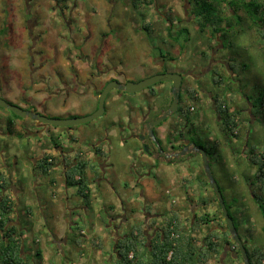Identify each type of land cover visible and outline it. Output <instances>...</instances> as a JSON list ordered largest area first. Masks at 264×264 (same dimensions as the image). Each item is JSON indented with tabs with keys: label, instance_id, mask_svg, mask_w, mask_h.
Returning <instances> with one entry per match:
<instances>
[{
	"label": "rangeland",
	"instance_id": "obj_1",
	"mask_svg": "<svg viewBox=\"0 0 264 264\" xmlns=\"http://www.w3.org/2000/svg\"><path fill=\"white\" fill-rule=\"evenodd\" d=\"M75 1L77 8L74 9V1L69 0L68 7L65 9L63 16H59L57 15V11L51 10L52 6H54V0H32L33 4H37V8L34 6V11L37 9L35 17L38 21V25L33 29V32L39 34L42 38L41 42L37 43L36 49H38L39 53L38 55H33L34 61H32V59L30 60L31 54H29V52H23V50L27 49V46H29V41H27V44L25 42L28 38L27 29H24V31L21 29L19 31L18 28L21 27L11 23V20H8L7 14H9V10L5 14H0V29H4L0 31L1 81L10 83L20 82L26 88L27 93H30L29 89H32V86L29 82L30 69L27 68V63L35 67L40 63H44L46 67H53V69L51 68L53 73L60 71L61 77L68 79L72 76L70 64L66 59V56H68L70 52L77 56H80L81 52L91 57L98 56L99 59L103 60L109 67L112 68L116 66L130 81H138L142 78L145 79L157 74L158 69L152 64L151 60L152 58H165V54L167 53L177 59L176 63H169L167 66L168 70L171 72L179 69L184 70L186 68H194V70L199 72L200 68L205 66L207 62L205 58L197 56L196 53L207 48L205 43V41H208L209 33L207 32L213 30V24H209L207 30L201 32L198 31L197 25L193 23V21H190V23L183 25V27L187 26L190 30L191 37L188 42L184 43L186 37H184L183 34L179 36V41L172 39L171 42L162 40L160 42L153 38L147 39L146 33L144 31L140 32L137 27V25L143 27L144 23L143 17L139 12L141 10L149 13L148 15L146 14L148 17L147 22H154V20H150L152 18L158 19L159 16L156 17L154 14L156 10H154L152 4H144L139 11H135L126 4L125 0ZM191 1L194 7L195 1ZM40 3L42 4L41 10ZM169 3H173L176 6V13L179 19H184L182 0H159V10L165 11L166 9L164 6H167ZM224 4L228 5L229 9L228 7L225 9L222 7L221 9L223 12H219L215 15L216 17H219V14L223 17L225 16L223 25L225 24L227 27L229 25L230 29L229 31L226 29L222 34L224 45L222 41L218 40L211 43H213L214 48L217 47L219 50L217 55L214 56V60L217 59L216 62L219 60L226 61L230 64L229 67H232V70L229 68L230 72L229 69H223L222 62H220V64L215 63L214 65H216L220 71L225 72V84L231 83L232 91L226 90L224 94L230 95L231 93H235L237 95L233 102L230 100L228 101L230 109L237 110L244 108L240 115V127L244 134H241L242 137L244 136V138L248 140L243 139L237 142V140L231 136V141H228L220 134L216 121V114L211 107L212 98L206 91L207 88H211L210 85L214 78V74L210 73L211 71H206L199 78H193L192 75L188 76L187 80L191 81L193 79L194 81V79H197L196 83L202 88V90L199 89L200 102L191 104L193 100L184 92L183 86L181 103L183 105L190 103L191 106H194V108L191 109L193 114L190 116L193 119L196 118L198 121L200 120V123L197 124L193 135H190L189 128L185 131L181 129V131L187 137H191L193 141H198L203 144L208 150H211L210 146L216 142V140H220V149L212 153L209 158L213 176L217 180L224 199L233 215L236 217V220L240 223V226H245V218H251L256 232V241L258 244H264V216L252 193V189H256L254 185L256 182L255 169L250 165L246 157L247 154L245 153V149L248 147H259L260 151H264V42L260 40L256 34L258 22L255 17H249L245 14V11H239L234 7L230 8L228 3ZM9 5L10 0H0V12L1 9ZM23 5H27L26 0H16L17 12L24 11L21 9ZM237 12L243 15V22L238 21L239 17L235 14ZM69 19L71 24L70 28H68L66 24V21ZM148 19L150 21H148ZM184 22L187 21L184 20ZM164 23V21L160 20V25ZM19 25H21V22ZM16 31H19V34H16ZM70 38L74 39L71 40ZM22 39L25 44L21 43ZM70 41H76V43ZM209 41H212V39L210 38ZM172 42L176 45L174 49L170 48ZM230 42L233 43L232 46H230ZM216 43H218V45H216ZM183 45L185 46L183 47ZM19 50L22 51L20 52ZM211 51L213 52V50ZM146 55L151 56L147 59ZM209 63H212V58L209 60L208 64ZM206 66L203 68L207 69ZM100 69L104 68L101 67ZM45 71L46 70H43V73H45ZM39 73L40 71L35 73L34 78L37 79ZM102 84L103 82L99 84L100 88L103 86ZM171 87V81H163L161 85L156 88L154 94H151L149 89L138 93L137 96L142 99L143 106L152 109V117L156 114V111L153 109L154 106H156V108H166L168 104H172ZM111 92L112 93H110L109 97L106 99L105 107H107V109L102 116L89 122L75 125L72 127L73 129L71 131L74 136L79 138L82 144L93 141L96 138L95 134L104 130L107 131L113 142V145L110 146V148L108 147L106 152V156L109 157L106 161L107 165L104 167L106 171L101 169L102 171L100 172L102 173L98 174V180L95 179V185L93 182L90 183V189L93 191L92 195L94 196L91 198L94 200L95 205L89 208L87 207V209L86 207L84 209L80 206L83 203L80 195H71L68 200L66 192H59L56 198H51L45 183H42L40 193L32 190L30 181L33 182L35 177L30 174L31 167L26 164V162H29V159L25 157V154H29V149L25 147L26 144H22L19 133L12 134L6 132V136H9L8 139L5 140V137L3 140L0 139V148H5L6 145L9 144V151H18V158L14 157L13 161L18 159V165L23 168L18 167L17 171L20 173L23 172L25 177H27L23 181L16 177L13 181V184L16 186L17 184L19 186L21 182L25 184V192L20 191V194L16 192L13 196L15 201H21V204L18 203L19 210L22 211L20 212V223L28 230L22 231V233L27 236V240L25 239L26 247L28 250L31 248L36 250L37 247L41 246L42 248L44 247L46 251L47 246H51L52 250L49 260L66 258L67 261H71L72 259H74V262L80 261L78 256L79 247L76 244L72 245V239L79 237V234L75 232L78 231V228H80L82 224L72 225L74 229L72 230L71 227L70 229L72 231H70V229L66 231V225L68 227L69 222L77 219L78 216L83 217L82 219H85L87 225L96 220V224L99 226L98 229H100V225L104 226L110 238V242L116 241L115 243H117L119 238L129 233L132 226L141 220L140 216L143 217L141 208L146 205L148 211L156 209L159 213H162L164 210V213H162L163 218L161 217L160 219L158 216L153 217V222L159 219L157 223L160 225L173 208H178L183 223L189 227L190 220H192L194 213L198 215L208 213L210 218L211 215L214 214L215 209L211 208L210 202L206 200L204 204L201 201L205 198V193L214 196V191L207 176V188L201 186L204 189H192L191 187V193H187L186 189L183 187V176L188 174L190 179H192L193 174L195 175L200 172V166L203 167L202 156L196 151L193 150L188 154L186 153L187 155L185 154V158L182 161L176 159L177 161H181L178 162L177 167L180 165H183V168L186 167L184 169L181 167L183 171L177 172L176 169H174L170 171L171 173H167L164 170H158L157 166H155L153 168L155 173L151 175L132 172L129 163L126 162L134 155L131 150L135 147L136 142H134V139L131 137V133L125 132V141L118 145L119 138L115 130L113 134V125H118L115 128L118 131V127L122 125V121L119 119L112 122L116 115L119 114L121 116L127 105H124L122 100L114 99L116 97L114 96L116 95V91ZM94 94L95 93L91 92L87 95L70 93L68 105H65L68 108H63L65 106L61 103L62 99L66 97L64 94L56 98L55 95H51L50 98H46L47 103H49L48 109L41 110L40 108L39 111L49 117H51L52 112L56 110L60 112L62 108V110H69V112L74 113L91 111L97 107L98 102V98ZM36 96L39 97L38 94H36ZM248 97L251 99H248ZM259 97L263 98V105L257 100L256 105L252 107V101H255ZM129 98H131V96H129ZM249 108L252 109L251 112ZM2 112L6 115L8 112L10 114L11 111L3 108ZM64 115L67 117L68 113H64ZM178 115V112H173L169 117V121L177 119ZM21 120L22 124L28 125L32 119L27 117ZM4 126L5 125H3V127ZM162 126H165L163 129L164 131H162L164 136V134L168 132V122ZM59 128V130L66 129V127ZM142 129L138 130V132H143ZM15 131L24 133L25 129L22 125H19L16 127ZM26 135L27 134L22 136V139H27V141L30 142L29 146H31L32 139L26 138ZM137 164L139 165V161H137ZM172 165L176 167V163ZM147 170L149 171L150 169L147 168ZM158 173L165 175V177L158 178ZM175 175L177 176V180L173 184L171 178L172 176L175 177ZM63 180L64 178L59 179L61 187H64V184L62 185ZM41 181L44 182V179H41ZM191 182L192 184H196L197 180L193 179ZM71 188L73 189L74 187ZM59 189L61 188L59 187ZM187 194H190V198L187 197ZM261 194H263L260 196L262 199L261 203H263L264 206V193ZM31 201H33L34 204H32ZM154 201L155 205L158 204L157 207H154ZM26 202L33 205L31 212L33 215L30 217L24 214L26 212L24 206ZM96 202L98 207L96 206ZM159 204H161L160 207ZM41 208L44 209L41 210ZM242 210L244 211L241 212ZM216 221L217 217H214L213 225H215ZM80 222L81 221H79V223ZM210 224H212V221ZM207 227L208 226L205 224L200 226L198 229L199 238L208 230ZM53 231L57 232V238L60 234H65L62 244L56 245L57 243H52V241L49 240ZM35 238L40 239L41 242H33ZM67 238L70 241L65 243ZM108 245V251H102L98 257L94 256L96 264H114V261H116V258L113 259L115 257L113 252H115V250H111L109 242ZM67 246L68 248L74 247L70 252H67ZM30 255L31 254L26 257V260L29 264H33L34 262ZM237 259L240 264H242V255L241 258L238 257ZM233 261L237 262V260H233V257L230 255L227 259L225 258L227 264L230 262L233 263ZM56 262L57 261L54 263ZM42 263L37 259V264ZM88 263H90L88 260L82 262V264Z\"/></svg>",
	"mask_w": 264,
	"mask_h": 264
},
{
	"label": "flooded vegetation",
	"instance_id": "obj_2",
	"mask_svg": "<svg viewBox=\"0 0 264 264\" xmlns=\"http://www.w3.org/2000/svg\"><path fill=\"white\" fill-rule=\"evenodd\" d=\"M54 1H55L54 6H52L51 10L57 11V15L59 16H63L65 9L68 7L69 0L65 2L67 4L65 8H63V5L58 3L56 0ZM73 1H74L73 8L75 9L77 8V4L75 0ZM182 1H183V6H182L183 14L185 17L184 19H179V16L176 13V6L173 3H169L167 6H164L166 10L161 11L159 10L160 8H158L159 0H152L151 4L153 5L154 10H156L154 14L156 15V17L158 16L159 17L158 19H154V18L150 19L151 21L154 20V22L153 21L150 22V28H151L150 34L147 33L145 28L137 25L140 32L144 31L146 33L147 39L153 38L155 40H158V38H160L159 32H161V36H164L165 34L170 33L168 31V28L170 27L172 28L171 32L173 31L175 32V30L179 29L180 27H183V25H185L186 23H190V21L191 22L193 21L194 23V20L196 19V17H195V14L193 13V2L191 0H188V1L182 0ZM65 3H62V4H65ZM26 4H27L26 6L23 5V8L21 7V9L24 10L23 12H17L18 8L16 7V0H10V5L4 9H1L0 14H5L9 10L8 11L9 14H7L8 20H11V23L17 24L18 26H20L21 28H18L19 31L21 29L23 31L24 29H27L28 38L27 40H25V42L27 44V41H29V46H27V49H24L23 52H26V53L29 52V54H31L30 60L32 59V61H34L35 59L33 55L35 54L38 55L39 53L38 49H36L37 43L41 42L42 38L39 34L33 32V29L38 25V21L36 20V17H35L37 13V9L34 11V6H36L37 8V4H33L32 0H26ZM41 7H42V4L40 3V10H41ZM141 12H142V16L144 15L143 20H147L148 18L147 15L149 13L142 11V10ZM150 20L148 19V21ZM160 20L164 21L165 23L160 25ZM184 20L187 22H184ZM20 22H21V25H19ZM66 24L68 28L71 27L70 19L66 21ZM162 25L164 26V28ZM3 30L4 29H0V31H3ZM19 31H16V34H19ZM70 39L73 40L74 38L73 39L70 38ZM163 41L171 42L172 40L169 39L168 36H165V39H163ZM70 42L76 43V41L74 42L70 41ZM173 42L171 43L170 48L174 49L176 45ZM21 43L25 44L23 39L21 40ZM19 51L21 52L22 50H19ZM218 51L219 50L217 47L213 49L211 57L209 58V60L212 58V63L208 64L209 62L208 60V62L206 63L207 66L205 65L207 69L203 68L205 67L203 66L200 68L199 72L194 70V68H189V69L186 68L184 70L179 69V70L172 71V72H179L180 74H182L181 87L189 84V85L194 86V88H198L201 90L202 89L201 86L198 83H196L197 79H194V81L193 79L189 81L187 80L188 76L192 75L193 78H199L201 75L205 73L203 69L207 71L210 68L216 66L214 65L215 63L220 64V62H222L221 64H222L223 69L228 70L229 64L226 61L219 60L218 62H216L217 59L214 60V56L217 55ZM80 54H81L80 56H77V55H73L70 52L68 53V56H66V59L68 63L70 64V72L72 73V76L69 77L68 79H66L65 77H61L60 71H56V73H53V70H52L53 67H46L44 63H40L36 67L31 66L29 65V63H27V68L30 69L29 70V74H30L29 82L31 83V86L33 89L32 90L30 88L29 90L34 91L33 93L34 95H32L33 97L30 96V93H27L24 85L21 84L19 81H17L19 82L18 87L19 89H21V91L16 95L15 100L9 99L5 95L6 93L4 92V89L5 87H7L8 83L10 82H7V81L3 82L1 80H0V97L6 99L9 103H13L15 105L22 107L25 110L40 112L39 111L40 108L41 110L48 109L47 107L49 103H47L46 98H50L51 95L52 96L55 95V98H56L57 96L64 94V96L66 97L62 99L61 103L62 105L65 106L66 104L68 105L70 93H74L76 95H87L88 93L91 92V93H95L94 95L98 98L97 107L94 110L87 111L84 113L77 112L67 117L61 116L64 114H60V115L55 114V111H54L51 113V117L69 118L75 115L85 116V115L93 113V111L95 112L96 109L98 108L100 93L110 81L117 80L120 83H126V82H129L130 80H128L127 76L121 70H118L116 66L112 68L109 67L107 64L104 63L103 60H100L98 56L91 57L90 55L87 56L83 54L82 52ZM165 55H166L165 58H162V59L152 58L151 60L152 64H154L156 68L158 69L157 74L168 72L169 71L167 68L168 64L176 63L177 61V59L173 56H170L169 53ZM150 56L151 55H146V58L148 59ZM101 67H103L104 69H100ZM43 70H46L45 73H43ZM39 71L40 73L37 76L38 78L37 79L34 78V74L38 73ZM143 79L144 78L140 80H143ZM138 81H134V82H138ZM102 82H103L102 84L103 86L101 85L102 87L100 88L99 84ZM162 82L163 81L157 82L143 89L142 91L134 92V93H128L124 90H119L117 88H114L111 90V91H116L115 92L116 95H114L116 97L114 99L122 100L124 105H127L125 106L124 112H122L123 121L121 120L122 125L118 127L119 130L117 131L115 129L116 126L118 125H113V127H115L114 130L116 131V135L119 138V143H123L125 141V138H124L125 132L131 133V137L139 143L144 141V143H142V147H143V151L146 157L142 159L140 157L137 158V161L142 160L141 161L142 163L138 165L136 161L137 154L132 155L131 158H135V162H131V164H129L130 165L129 167L132 170V172L143 173L144 172L143 170H147V168L151 170L155 166L158 167V164L160 162L159 159H162L163 161H167L166 163L168 162L173 163L174 160L176 161V159H180L182 161L185 158V155L175 156L174 154L176 152H182V151L187 152L190 148H192V143H193L192 138L187 137L181 131V129L183 131H185L188 128L190 129L189 125H187L186 120H181L180 117L178 119H173L172 121H169V117L173 113L168 115L160 124L153 127V132L156 137L155 139L152 138V136L149 133L148 124L156 120L165 111H167L170 108L171 104H168L166 108H160V110L156 112L155 116L152 117L151 115L152 109L150 107L143 106L142 99L138 97L137 95L138 93L143 92L146 89H149V91H151L150 93L154 94L155 93L154 91L156 90L157 87L161 85ZM171 84L173 87L172 81H171ZM172 87L170 88V91ZM225 87L232 89L231 83H226ZM9 89H11L10 85H9ZM111 91L108 93L107 98L109 97L110 93H112ZM41 93L46 95L44 97L45 100L43 99L40 100L39 97L35 98L36 94L39 95ZM129 96H131V98H129ZM171 96H172V91H171ZM172 99H173V96L171 98V101ZM213 102L214 101H212L211 103V107L213 108L215 112ZM105 105H106V100H105ZM3 108L5 107L0 106V124L3 122L2 120L5 115L2 112ZM63 108H68V107L65 106ZM106 109L107 107H105V111ZM153 109L155 111L157 109L156 106H154ZM249 110L251 111L252 109L249 108ZM6 114L11 117L10 120L8 121L9 126L11 128V130H9L10 131L9 133L11 132L19 133V138L21 139H22V136H25V134H27L26 138H33L31 142V146H29L30 142L28 141V147L26 148V149H29L28 151L29 153H31L33 149L35 150L34 155L31 154L28 158H26V159L30 158L29 163L31 164L36 162V165L34 164V167L32 171H30V174L34 176L35 178H38L39 180L44 179V182L41 181L40 183L41 185L39 186L41 187L42 183H45L48 187V193L51 198L57 197V194H58L57 189L59 188V186H61L59 184V179L64 178V180L62 181V185L64 184V187H65L63 191L67 193L68 200L70 199L71 194L68 192V189H70L71 187H76V186L67 185L65 180H66L67 174H70L73 170H77L78 168H81L85 172V174L88 176L89 183H91V181L94 182L95 179L98 180V177H95V178L93 177L92 174L94 172L97 173V176H98L99 173H102L100 171L105 170L104 167L107 165L106 161L108 160V156H106L107 148L108 147L110 148V146H112L111 145L112 140L110 139L109 135L107 136L106 134L107 131L105 130L100 131V133L95 134L96 138L93 141H88L87 143L82 144L80 143L81 141H79V138L74 136L71 133L73 129L72 127L75 125L73 126H54L49 123H44L37 119L30 118L28 116L20 117L12 111L10 112V114L9 112ZM13 114H15L17 117H14ZM27 117L32 119L31 122L28 125L22 124L21 119L27 118ZM166 122H168L167 128L169 131L165 133L164 137H160L157 133V129L161 127L163 124H165ZM177 122L180 124L179 135L170 137L168 133H170L171 129L172 131L176 129L175 124ZM19 125H22V127L25 129L24 133L15 131L16 127ZM59 127H66V129L59 130L60 129ZM140 129H142L143 132H138V130ZM193 132L195 131L190 132V135H193L194 134ZM2 135L3 134L0 133V138ZM141 136H144V137L142 138ZM178 147L179 149H177ZM150 158L153 159V162L149 161ZM181 161H178V162H181ZM36 166H38L39 169L36 168ZM15 174L22 181L27 178L25 177V174L23 172L20 173L17 171ZM4 177L9 180V183L3 189H1L2 190L1 197L6 196L5 194H7V192H10V193L12 192V194H14V191L11 186L13 177L11 179H9V176H6V175ZM76 178H79V175H77ZM34 182H35V179L33 180V182H31L32 190L40 193L41 191L36 189L35 186L33 187ZM21 185H23L24 188L20 187V191L25 192V184L21 182L20 186ZM76 194H77V190L72 195H76ZM81 198L83 200V205L86 204L85 199L82 196ZM141 212L143 214L144 223L146 224V226H148L146 222L148 219H150L152 212L151 210L148 211L147 205L141 208ZM157 228L158 227H154V229L149 231L148 234L149 235L156 234L158 232ZM253 234L255 237L256 232L254 228H253ZM228 252L227 254L233 257V254L230 251ZM227 254L225 257L226 259L229 256ZM237 256L238 255L236 254V257Z\"/></svg>",
	"mask_w": 264,
	"mask_h": 264
},
{
	"label": "trees",
	"instance_id": "obj_3",
	"mask_svg": "<svg viewBox=\"0 0 264 264\" xmlns=\"http://www.w3.org/2000/svg\"><path fill=\"white\" fill-rule=\"evenodd\" d=\"M56 1L63 5V8L67 6V4L65 3L67 0ZM125 1L132 10L139 11L144 4H151L152 0ZM194 1L195 5L193 7V13L196 17L194 23L197 25L198 30L203 32L207 30L209 24L214 25L213 30L211 32H207L209 33L208 41H205L207 48L196 53L197 56L205 58L207 62L211 57V50L214 49L213 43L211 42L218 40L222 41V44L224 45L222 34L226 29L228 31L230 29V26L228 24V27L225 26V24L223 25V19L225 18V16L223 17L219 14V17H216L215 15L219 12H223V10L221 9L222 7L223 9L228 7V5H225L224 3H228L230 8L234 7L239 11H245V14H247L249 17H255L258 22L256 34L259 39L264 42V0ZM139 12L142 15V12ZM235 14H237V16L239 17L238 21L243 22V15L241 13L238 14V12ZM143 28L146 29L148 34L151 33L150 22H147V20H144ZM171 29V27L168 28V31L170 33L165 34L164 36H161V32H159L160 38H158V41H163V39H165V36H168V38H170L171 40L174 39L175 41H179V36H181L182 34L184 37H186V41H184V43L190 40L191 35L188 27H180L179 29L175 30V32H171ZM210 38L212 39V41H209ZM216 44L218 45V43ZM232 44L233 43L230 42V46H232ZM184 46L185 45H183V47ZM229 68L232 70V67ZM204 71L206 72V70ZM207 71H211L210 73L214 74V78L210 85L211 88H207V90H205L207 91V93H209L212 101H214L213 105L220 134H222V136H224L228 141H231V136H233L237 140V142L243 139H247L244 138V136L242 137L241 134L243 133L242 128L240 127V115L242 114L244 108L231 110L228 101L230 100L231 102H233L237 95L235 93H231L230 95L224 94L226 90L232 91L231 88L225 87V72L220 71L217 66H214ZM184 92H186L189 95V98L193 100L191 104L200 102V94L198 88H194V86L187 84L184 85ZM182 95L183 94L180 93V104L177 110L179 114L178 118L180 117L181 120H186L187 125H189L190 127L189 130L190 132H192L196 130V126L200 123V120L198 121L196 118L193 119L190 116L191 114H193V112L191 111L192 106L190 103L186 105H183L181 103ZM260 97L255 101H252V107L256 105L257 100L261 105H263V98ZM248 99L251 98L248 97ZM13 116L17 117L15 114H13ZM179 126L180 124L177 122L175 124L176 129H174L173 131L171 129L170 133H168L170 137L179 135ZM192 142L195 143L196 146L204 148L209 155V158L212 153L217 152L221 147L220 140H216V142H214L210 146L211 150H208L203 144L199 143L198 141L192 140ZM245 153L247 154L246 157L250 165H252L255 169L256 182L254 185L256 186V189H252V192L255 195V201L257 202V204H259V208L261 209L264 216V206L263 203H261L262 199L260 197L261 195H263L261 193H264V151H260L259 147H248L245 149ZM141 161L142 160H139V164L142 163ZM36 168L39 169L38 166H36ZM200 173V175L204 177L193 174L192 179H190V176L188 174L183 176L182 183L187 193H191V187L192 189L202 188L201 186L207 187V177L202 166H200ZM77 175H79V178H76ZM92 175L94 178L98 177L97 173L95 172ZM193 179L197 180L196 184H192L191 180ZM65 181L67 185L77 187V194L85 199L86 205L89 208L91 202H93V199L91 198L92 194H90L89 189V178L85 174V172L81 168L73 170L70 174H67ZM8 183L9 180L5 178L3 174H0V264H29V262H27L26 260L25 255H23L24 250L22 242L17 239L18 237L15 238L16 235L20 234L19 229L14 225L9 224V220L11 219L9 215L12 208L11 198L9 196L1 197V189H3ZM187 197L190 198V194H187ZM206 200L216 205V207L218 208L217 215L221 222L218 220L216 221L215 225H208V230L201 238H199L198 236V229L202 224L207 225L209 224L208 222H213L216 215L213 214L210 218V215L208 213L203 215L194 213L192 220H190L189 227L185 223H183L181 219V213L178 208H173L162 221L161 225H157V221L153 222V227H158V232L156 234L152 233L154 235H149L148 226H146L144 222H141L135 223L129 233L119 238L116 245H112L111 247V250H115V252H113L115 255L113 259L116 258L114 264H226L225 257L228 251H230L233 255L237 254V257L241 258L239 246L232 238V234L228 229L226 220L224 218L220 204L218 203V200L216 198L215 192L214 196L208 194V196L203 198L201 201L205 204ZM225 204L227 206L229 214L235 222L239 235L245 245V248L249 255L250 264H264V244L257 243L255 238L256 236L254 237L253 234V227L249 223L250 218L246 219L244 217L246 226L241 227L240 223L236 220V217L233 215L226 201ZM243 211L244 210H242L241 212ZM81 227L82 226L78 228V232H80ZM89 240L91 247L94 246L99 250H104V244L101 238L91 237ZM72 243L78 245L80 254L82 253V251L86 252L88 250L87 247L82 246V240L80 236L72 239ZM40 256L41 252L39 250L36 251V257H38V261H40ZM60 264H69V261H67L66 258H63ZM242 264H245L244 259H242Z\"/></svg>",
	"mask_w": 264,
	"mask_h": 264
},
{
	"label": "crops",
	"instance_id": "obj_4",
	"mask_svg": "<svg viewBox=\"0 0 264 264\" xmlns=\"http://www.w3.org/2000/svg\"><path fill=\"white\" fill-rule=\"evenodd\" d=\"M18 83H8V85H7V87H5V89H4V92L6 93L5 95L9 98V99H11V100H15V98H16V95L21 91V89H19V87H18V85H17ZM9 85L11 86V89H9ZM34 93V91H30V96L31 97H33L32 95H34L33 94ZM46 95L45 94H43V93H41V94H39V98H40V100H42V99H44V97H45ZM35 98H37V96H35ZM35 102V101H34ZM158 110H160V108H157L155 111L156 112H158ZM64 113H68V116H71V114H74V112H69V110L68 111H65V110H62L61 109V111L59 112V110H56L55 111V114H64ZM61 116H65V115H61ZM79 116V115H78ZM10 116L9 115H4V117H3V122L0 124V133H2L3 134V138L5 137V140L6 139H8V137L9 136H6V132H10L9 130H11V128H10V126H9V120H10ZM119 119H121L122 120V114H121V116L118 114V115H116L115 116V119H113L112 121H116V120H119ZM123 121V120H122ZM3 125H5L4 127H3ZM114 128L115 127H113V134H114ZM165 128V126H162V127H159L158 129H157V133H158V135L160 136V137H164L165 136V134H164V136H163V134H162V131H164L163 129ZM169 131V130H168ZM12 133V132H11ZM107 134V136H108V133H106ZM28 135H30V134H28ZM29 139H33V138H29ZM22 140V144L23 145H25V147L27 148L28 147V141H27V139H21ZM24 140V141H23ZM134 142H136L135 143V147L131 150L134 154H137V157H136V161H137V158H145L146 157V155L144 154V151H143V147H142V143H144V141H142L141 143H139V142H137V141H135L134 140ZM120 144H122V143H119L118 145H120ZM8 145V147H9V144H7ZM111 145H113L112 144V142H111ZM177 149H179V147L177 148ZM35 152V150L33 149L32 151H31V153H29V154H25V157L26 158H28L31 154H35L34 153ZM17 154H18V151L16 152V151H14V152H12V151H9V149L7 150V152L5 153V155H4V161H2L1 159H0V174L1 173H3L4 174V176L6 175V176H9V179H11L12 177H13V181H14V179L17 177L16 176V172H17V170H18V167H22V166H19L18 165V163H17V160L18 159H16L15 161H13V158L15 157V158H18L17 157ZM109 158V157H108ZM29 160H30V158H29ZM132 160V161H131ZM160 160V162H159V164H158V167H157V169L158 170H164L165 172H167V173H171L170 171H173L174 169H176V171L178 172V171H183V170H181L182 168H183V165H180V166H178L177 167V164H178V159L176 160V161H174L173 163H171V162H168V163H166L167 161H163L162 159H159ZM149 161H151V162H153V159L152 158H150V160ZM131 162H135V158H130V160L129 161H127L126 163H131ZM176 163V167L174 166V165H172V164H175ZM26 164H28L30 167H31V171H32V169H33V167H34V164L36 165V162H34L33 164H31V163H29V162H26ZM32 165V166H31ZM182 167V168H181ZM23 168V167H22ZM154 168V167H153ZM153 168L151 169V170H143L144 172H143V174H145V175H151L152 173H155L154 171H153ZM184 168H186V167H184ZM183 168V169H184ZM34 171V170H33ZM105 171H106V168H105ZM147 171V172H146ZM149 172V173H148ZM200 172H198L197 174H195V175H199L200 176ZM165 177V175H162V174H159L158 173V178H164ZM38 178H35V182L33 183V187L35 186L36 187V189H38L39 191H40V186L39 185H41L40 183H41V180H37ZM172 181H173V184L176 182V180H177V176L175 175V177L174 176H172ZM13 181H12V184H11V186H12V189H13V191H14V193H16V192H19V194H20V187L21 188H24L23 187V185H19L18 186V184H17V186L16 185H14L13 184ZM93 181H91V183H92ZM94 183V185H95V181L93 182ZM97 183V182H96ZM30 184H31V181H30ZM32 185V184H31ZM32 187V186H31ZM61 189H57V191H58V193L59 192H61V193H63L64 191H63V189L65 188V187H61V186H59ZM89 187H91V184L89 183ZM204 187V186H203ZM207 188V187H206ZM90 189V188H89ZM76 187H74L73 189L72 188H70V189H68V192L72 195L73 193H75L76 192ZM55 191V190H54ZM92 192L93 191H91V189H90V194H92ZM6 196H9L10 198H11V206H12V208H11V212H10V215H9V217L11 218L10 220H9V224H12V225H14L15 227H17L18 229H19V233L20 234H18V235H16L15 236V238H17V239H19V241H21L22 242V244H23V250H24V253H23V255H25V257H28L29 256V254H31L30 256H32V260H33V264H37V259H38V257H36V251H40L41 252V258H40V262L42 263V261H43V263L42 264H49L50 262H52V264H60L61 262H62V259L61 258H58V260L56 259V260H49L50 258V254H51V250H52V247L51 246H47V248H46V251L44 250V247L42 248L41 246L40 247H37L36 248V250L35 249H33V248H31L30 250H28L27 249V247H26V244H25V241L27 240V236H25L23 233H22V231L24 230V231H28L27 230V228H24L22 225H21V223H20V212H22V211H20L19 210V207H18V203H20L21 204V201L20 200H18V201H15V198H14V196H13V194H12V192L10 193V192H7V194H5ZM92 197H94L93 195H91ZM204 196L205 197H207L208 196V193H205L204 194ZM17 200V199H16ZM31 203L32 204H34L33 203V201H31ZM32 204H30L29 202H26L25 204H24V206H25V210H26V212L24 213L25 215H27L28 217H30V216H32L33 214L31 213L32 212V207H33V205ZM32 205V206H31ZM41 205V204H40ZM93 205H95V203H94V200H93V202H91V205L90 206H93ZM153 205H154V207H157L158 206V204H156L155 205V201L153 202ZM160 205L161 204H159V207H160ZM210 205L212 206L211 208H214L215 209V211H214V214L216 215V217H217V221L219 220V218H218V215H217V207L213 204V203H210ZM42 206V205H41ZM81 207H83L84 209H85V207H86V209H87V205L86 204H84L83 205V203L80 205ZM89 206V207H90ZM96 206L98 207V205H97V202H96ZM102 206H103V204H102ZM99 207H101V206H99ZM164 208V207H163ZM44 208H41V210H43ZM169 209H170V207H169ZM151 212H152V214H151V217H150V219H148L147 220V225L149 226L148 227V231H151V230H153L154 229V227H153V217H155V216H159V218L161 219V217L163 218V216H162V213H164V210L162 211V213H159L156 209L155 210H151ZM143 215V214H142ZM153 215V216H152ZM77 218V217H76ZM83 217H79L78 216V218L77 219H74V220H72V221H70L69 222V225H68V227H67V225H66V231H68L71 227H72V225H77V223H79V221H81L79 224H82V227H81V230H80V232H75L76 234H79V236L81 237V240H82V246L83 247H87V251L86 252H83L82 251V253L80 254L79 253V260L80 261H78V262H74V259H72L71 261H69V264H82V262L83 261H89L90 263H88V264H96V262H95V260H94V256H96V257H98L100 254H101V252H102V250H99V249H97V248H95L94 246L93 247H91V244H90V238L91 237H99V238H101L102 239V241H103V244H104V250L103 251H108V248H109V245H108V242L110 243V245H111V247H112V245L114 246V245H116V241H114V242H110V238L108 237V233H107V231H106V228L104 227V226H102V225H100V229H98V225L96 224V220H95V222H90L88 225H87V223L85 222V219H82ZM85 218V217H84ZM140 219L141 220H139L138 221V223H141V222H144V220H143V217L142 216H140ZM157 220H159V219H156L155 221H157ZM220 221V220H219ZM221 222V221H220ZM249 223L251 224V226L254 228V226H253V223H252V220H251V218H250V221H249ZM157 225H160V224H158L157 223ZM206 225V224H205ZM208 225H210V222H209V224H207V226ZM212 225H213V222H212ZM74 226L72 227V230L74 229ZM85 226V227H84ZM151 226V227H150ZM246 226V225H245ZM71 229H70V231H72ZM56 234H57V232L56 231H53V233H52V235H51V237L49 238V240L50 241H52V243L53 242H55V243H57L56 245H58V244H62V242H63V237H64V235L65 234H60L59 236H58V238H57V236H56ZM26 239V240H25ZM67 241H70V240H68V238L66 239V242L65 243H67ZM33 242H38V243H40L41 242V240L40 239H38V238H35L34 240H33ZM72 245H74V244H72ZM61 246V245H60ZM81 246V247H82ZM74 246H72V248H73ZM66 248H68V246L66 247ZM72 248H68L67 249V252H70L71 250H72ZM96 251V252H95ZM87 254V255H86ZM93 254V255H92ZM93 256V257H92ZM63 258V257H62ZM60 260V261H59ZM233 260H237V262H235V261H233V263L232 262H230L229 264H240V262H239V260L237 259V257H236V255H233ZM55 261H57L56 263H54ZM59 261V262H58ZM102 263H103V261H102Z\"/></svg>",
	"mask_w": 264,
	"mask_h": 264
},
{
	"label": "water",
	"instance_id": "obj_5",
	"mask_svg": "<svg viewBox=\"0 0 264 264\" xmlns=\"http://www.w3.org/2000/svg\"><path fill=\"white\" fill-rule=\"evenodd\" d=\"M160 81H172L173 82V87H172V104L170 108L165 111L161 116H159L156 120L152 121L151 123L148 124L149 128V133L152 136V138H156L153 132V127L160 124L168 115H170L173 112H176L179 107V96L181 92V85H182V74L179 72H165V73H160L153 75L151 77L145 78L143 80H140L138 82L134 81H129L126 83H120L117 80L110 81L104 89L100 93V98H99V104L98 108L96 109L95 112L85 115V116H74V117H69V118H53V117H48L40 112H34L30 110H25L22 107L15 105L13 103H9L6 99L0 97V106L8 108L15 114H17L20 117H30L33 119H37L39 121H42L44 123H49L54 126H73V125H79L82 123L89 122L93 119H96L103 115L105 112V100L107 98L108 93L114 89L117 88L119 90H124L128 93H134V92H139L142 91L143 89L157 83ZM142 138L144 136H141ZM3 140V135L0 138ZM147 149V147H146ZM8 150V146L6 145L5 148H0V158L2 161H4V155ZM195 150L197 153H199L202 156L203 159V168L205 171L206 176L209 179L210 185L213 189V191L216 194V198L218 200V203L220 204V207L222 209L224 218L226 220V224L228 226V229L230 230L232 234L233 240L237 243L240 249V253L242 255V258L244 259L245 264H250L249 260V255L247 253V250L245 248V245L239 235V232L237 230V227L235 225V222L231 215L228 212L227 206L225 204V199L223 196V193L220 189V186L217 182V180L214 178L213 173L211 171V166H210V161H209V155L207 154L206 150L204 148H200L196 146L193 143V148H190L188 152H191ZM186 152H176L174 155L175 156H183L185 155Z\"/></svg>",
	"mask_w": 264,
	"mask_h": 264
},
{
	"label": "clouds",
	"instance_id": "obj_6",
	"mask_svg": "<svg viewBox=\"0 0 264 264\" xmlns=\"http://www.w3.org/2000/svg\"><path fill=\"white\" fill-rule=\"evenodd\" d=\"M182 88H183V86H182ZM182 88H181V92H182ZM181 92H180V93H181ZM179 104H180V103H179ZM178 108H179V107H178ZM193 108H194V106H192L191 109H193ZM194 144H195V143H194ZM192 148H193V143H192ZM194 151H195V150H194ZM186 153L188 154V153H190V152H186ZM187 154H186V155H187Z\"/></svg>",
	"mask_w": 264,
	"mask_h": 264
},
{
	"label": "bare ground",
	"instance_id": "obj_7",
	"mask_svg": "<svg viewBox=\"0 0 264 264\" xmlns=\"http://www.w3.org/2000/svg\"><path fill=\"white\" fill-rule=\"evenodd\" d=\"M169 224V223H168ZM172 225V224H171ZM168 226V225H167ZM116 247V246H115ZM132 256V255H131Z\"/></svg>",
	"mask_w": 264,
	"mask_h": 264
}]
</instances>
